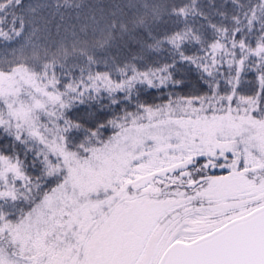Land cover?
I'll return each instance as SVG.
<instances>
[{
    "label": "snow or ice",
    "instance_id": "snow-or-ice-1",
    "mask_svg": "<svg viewBox=\"0 0 264 264\" xmlns=\"http://www.w3.org/2000/svg\"><path fill=\"white\" fill-rule=\"evenodd\" d=\"M0 264H264V0H0Z\"/></svg>",
    "mask_w": 264,
    "mask_h": 264
},
{
    "label": "trees",
    "instance_id": "trees-1",
    "mask_svg": "<svg viewBox=\"0 0 264 264\" xmlns=\"http://www.w3.org/2000/svg\"><path fill=\"white\" fill-rule=\"evenodd\" d=\"M246 79H252V74H249L247 77H246Z\"/></svg>",
    "mask_w": 264,
    "mask_h": 264
}]
</instances>
